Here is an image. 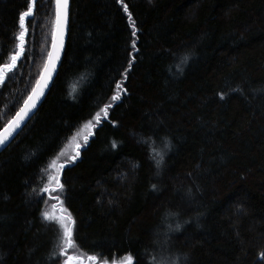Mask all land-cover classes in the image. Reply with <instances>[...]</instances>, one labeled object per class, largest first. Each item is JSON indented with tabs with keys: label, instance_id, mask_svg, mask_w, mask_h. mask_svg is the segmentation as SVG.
Returning a JSON list of instances; mask_svg holds the SVG:
<instances>
[{
	"label": "trees",
	"instance_id": "obj_1",
	"mask_svg": "<svg viewBox=\"0 0 264 264\" xmlns=\"http://www.w3.org/2000/svg\"><path fill=\"white\" fill-rule=\"evenodd\" d=\"M123 2L138 52L116 0H71L53 85L0 152V264H68L77 252L108 262L131 255V264H172L177 254L181 264H264V0ZM29 6L23 55L0 81V129L52 44L55 0H0V67L19 50L18 14ZM116 81L127 92L112 101ZM99 113L58 171L63 193L45 192L51 162ZM56 199L74 221L70 237L42 216Z\"/></svg>",
	"mask_w": 264,
	"mask_h": 264
},
{
	"label": "snow or ice",
	"instance_id": "obj_2",
	"mask_svg": "<svg viewBox=\"0 0 264 264\" xmlns=\"http://www.w3.org/2000/svg\"><path fill=\"white\" fill-rule=\"evenodd\" d=\"M32 3L35 2V0H31ZM118 4L122 5L123 11L128 13V19L131 21V37L132 39L130 40V47L132 48L133 52H138V49L136 48V35H137V30L135 28V22L132 21V15L128 11V6L127 4H124L123 0H116ZM55 3L58 6H66L67 5V0H55ZM33 14L32 12V7L29 6L26 11H21L18 14V22H19V27L21 28V31L19 33V36L17 39L20 41L19 45V50L15 52V54L12 56V63L10 64H5L2 67H0V81L4 79V73L5 70L7 72H12L13 70L16 69V61L19 60L24 52V37L26 35L27 30L25 29V19L28 17H31ZM63 20H64V14L61 11L57 12V19H56V26L55 29L52 33V45H51V51L48 53V61L47 64L45 65V72L43 75L42 81L39 82V88L33 90V94L30 95L23 103V106L19 109V111L16 112L15 116L8 121L7 124L4 125L3 129L0 130V146L5 145L6 142L9 141V138L13 136V133L16 132L17 129H20L21 124L26 120V118L29 117V113L32 111L33 108L36 106V102L39 100L40 96L43 94V88L47 86V81L51 78L52 74L56 71L57 68V61L59 60V55H60V49L62 47V34H63ZM131 59L128 61V67L130 68L132 65V57L131 53L129 54ZM188 60V57L184 58V62L186 63ZM127 72V69H125V73ZM124 79H126V76H124ZM115 89L117 90V94H114L111 97L112 101H118L120 99L119 92H124L126 94L127 90L124 89L119 81L115 82ZM221 99H223V96H221ZM111 105H105V109L110 107ZM107 117V111H105V118ZM97 118L99 119V114H97ZM114 123V122H113ZM165 140V147L170 148V141L167 140V138H164ZM142 143H147L143 138L141 140ZM113 148L116 147L115 142H112L111 145ZM153 152L155 155L151 157L155 161V165L157 169H159L162 165L163 162V155L161 153L156 152L155 149H153ZM156 157H159L158 159ZM75 159V157H73ZM63 167V166H61ZM138 167V165L133 164V168ZM152 189H156V185L153 184L151 185ZM45 192L48 191V189H44ZM57 191L63 193L64 189L63 186L61 185ZM173 215H175L173 213ZM42 216L47 219V215L42 213ZM68 223L64 222V219L62 218L60 221V227L64 230V233L67 236L72 235V229L69 227L70 224H74V221L71 220L70 216L67 218ZM185 224L188 223V221L184 222ZM171 227V226H170ZM181 224L176 223L175 228L172 229L175 232H179L181 230ZM69 243H71L69 241ZM260 255L264 257V252H261ZM71 259V258H69ZM91 259H94L91 258ZM153 259H155L153 257ZM132 258L129 257V264H131Z\"/></svg>",
	"mask_w": 264,
	"mask_h": 264
},
{
	"label": "rangeland",
	"instance_id": "obj_3",
	"mask_svg": "<svg viewBox=\"0 0 264 264\" xmlns=\"http://www.w3.org/2000/svg\"><path fill=\"white\" fill-rule=\"evenodd\" d=\"M5 72H6V70H5ZM116 94H117V92H116ZM119 94H120V92H119ZM102 116H103V113H99V118H101ZM97 121H98L97 116L85 121L75 131V133L72 135L70 140L64 145L61 152L51 162V164H50V181H49V185H47V188H46V189H48V191H50L51 189H52V191L57 190V185H59L58 180H57L58 171L60 170L61 166H63L65 163H70V162L75 160V159H73V157L76 158L77 152L85 144L87 137L92 132ZM60 208H61L60 201H58L57 199L55 201L50 200L46 205V215L53 217V218H56L59 221V223H60L62 218L64 219L65 223H68V220H67L68 215H67L66 211L64 209L60 210ZM69 227H70V225H69ZM63 232H64V230H63ZM65 236H66V234H65ZM77 254L81 259L84 258L83 262L81 261V259H77V260L75 259V260L69 261L68 264H129V257H131V255H127V256L123 257L120 261L108 262V261H99L97 257H94V259H91L93 257L87 258L79 252H77ZM86 259H88V260L86 261Z\"/></svg>",
	"mask_w": 264,
	"mask_h": 264
},
{
	"label": "water",
	"instance_id": "obj_4",
	"mask_svg": "<svg viewBox=\"0 0 264 264\" xmlns=\"http://www.w3.org/2000/svg\"><path fill=\"white\" fill-rule=\"evenodd\" d=\"M61 11L64 14V20H63V34H62V47L60 49V55H59V60L57 61V68L56 71L52 74L51 78L47 81V86L45 88H43V94L40 96L39 100L36 102V106L35 108L32 109V111L29 113V117L26 118V120L21 124L20 129H17L15 133H13V136L9 138V141L5 143V145L0 146V152H2L6 147H8L15 139L16 137L21 133V131L25 128V126L27 125V123L31 120V118L36 114V112L38 111L39 107L42 105L43 101L45 100L46 96L48 95L53 82L57 76V73L59 71V68L61 66L63 57H64V53H65V49H66V45H67V39H68V33H69V25H70V11H71V0H67V5L66 6H58L56 4V19H57V12ZM56 26V23H55ZM52 45V44H51ZM51 51V47L49 52ZM48 61V57L47 60L45 62V65L47 64ZM45 65L42 69V72L36 82V84L34 85L32 91L30 92V94L28 95V97L30 95L33 94V90L39 88V82L42 81L43 79V75L45 72ZM27 97V98H28ZM26 98V99H27ZM25 99V100H26ZM24 103V102H23ZM23 106V104L20 106V108ZM19 108V109H20ZM19 109L17 111H19ZM16 114V113H15ZM15 114L13 115V117L15 116ZM12 117V118H13ZM11 118V119H12ZM10 119V120H11ZM8 123V122H7ZM4 127V126H3ZM3 128H1L0 130H2Z\"/></svg>",
	"mask_w": 264,
	"mask_h": 264
},
{
	"label": "clouds",
	"instance_id": "obj_5",
	"mask_svg": "<svg viewBox=\"0 0 264 264\" xmlns=\"http://www.w3.org/2000/svg\"><path fill=\"white\" fill-rule=\"evenodd\" d=\"M183 259H187V255L183 254ZM172 264H181V255L177 254L176 257L172 260Z\"/></svg>",
	"mask_w": 264,
	"mask_h": 264
}]
</instances>
